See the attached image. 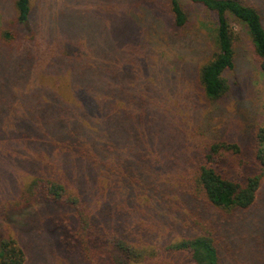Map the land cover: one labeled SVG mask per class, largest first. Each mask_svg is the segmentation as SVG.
<instances>
[{"label": "trees", "instance_id": "obj_1", "mask_svg": "<svg viewBox=\"0 0 264 264\" xmlns=\"http://www.w3.org/2000/svg\"><path fill=\"white\" fill-rule=\"evenodd\" d=\"M95 1L0 0V223L42 203L70 264H264V125L222 105L235 27L264 75L259 7L166 0L174 38L207 39L181 63L143 39L154 9L104 0L96 20ZM2 229L0 264H25L26 228Z\"/></svg>", "mask_w": 264, "mask_h": 264}, {"label": "rangeland", "instance_id": "obj_2", "mask_svg": "<svg viewBox=\"0 0 264 264\" xmlns=\"http://www.w3.org/2000/svg\"><path fill=\"white\" fill-rule=\"evenodd\" d=\"M99 1L100 2L95 1L93 4H81V7L93 12V16L96 20L100 17L101 11L107 12L113 10L114 7L110 1ZM123 1L124 3L120 5V8L122 11H126L124 7L126 0ZM249 1L259 7L264 17V0ZM49 3L57 7L61 4V0H49ZM144 3H148V6H145ZM165 5L166 0H139V2H137L135 11L138 15L144 14V10L154 9L164 20V23L159 25L156 31H152L151 33L144 32L143 39L147 42L149 48L152 50L154 49L165 61H172L174 59L181 63H191L195 58H198V53L205 49L203 47L204 42L207 40L205 37L206 35L205 33H195V30H192L188 34L189 41H182V37L174 38L172 34L177 33V30L170 26ZM2 7L3 3H0V8ZM184 7L188 11L190 22L203 18L205 19L204 21L209 20L204 9L186 3ZM113 11L116 12L117 9ZM105 17L112 22L115 21L114 16H111V18L110 16ZM46 19L48 20L49 17L46 16ZM104 20L106 21L107 19H103L102 23ZM137 25L140 26L138 23ZM235 31L238 33L237 65L234 70L227 74L229 91L226 98L222 100V105L231 115H234V122L237 118H241L242 123L248 127L250 120H247L249 117H246V113L250 111L256 115L260 123L264 125V75L255 64L253 52L245 32L241 31L238 27H235ZM137 50L139 53V48ZM143 52L144 49H142L141 53ZM136 57L139 58V55ZM140 61L142 62L141 59ZM252 121L253 120H251V123ZM3 156L5 157L6 155ZM8 188L9 186H5V189ZM45 209L42 203H35L24 212L10 216L9 219L7 218V221H2L0 223V232L3 233V225H14L20 228H26L24 235L19 234L18 236L21 246L24 249L25 264H60L61 262V264H70L69 260L65 259V256L59 251V248L55 244V232L47 229L45 226L44 219L46 215H49V212ZM31 231H35L34 235H36L38 239L30 237L29 233Z\"/></svg>", "mask_w": 264, "mask_h": 264}]
</instances>
